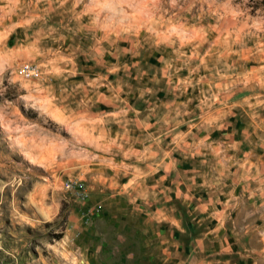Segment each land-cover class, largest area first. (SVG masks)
Segmentation results:
<instances>
[{
	"label": "rangeland",
	"instance_id": "obj_1",
	"mask_svg": "<svg viewBox=\"0 0 264 264\" xmlns=\"http://www.w3.org/2000/svg\"><path fill=\"white\" fill-rule=\"evenodd\" d=\"M0 22V264L167 262L142 248L120 169L98 157L110 145L73 122L88 93L74 84L141 74L130 81L173 104L177 187L207 184V168L210 182L264 184V0H0ZM114 162L125 173L136 160ZM239 195V216L263 226L264 192Z\"/></svg>",
	"mask_w": 264,
	"mask_h": 264
},
{
	"label": "crops",
	"instance_id": "obj_2",
	"mask_svg": "<svg viewBox=\"0 0 264 264\" xmlns=\"http://www.w3.org/2000/svg\"><path fill=\"white\" fill-rule=\"evenodd\" d=\"M90 75L86 72L78 76L85 80ZM70 76L73 75L62 74L61 80ZM104 76L119 83L103 84L96 90L83 83L73 85L88 93L70 107L72 120L76 127L87 129L95 142L110 145L98 157L113 161L120 169L118 183L125 193V205L139 214L142 248L161 251L167 261L162 264H264V225L250 224L239 216L241 201L249 200L240 197V190L264 192V184L210 182V170L215 169L207 168V184L199 187L185 182L177 187L175 106L172 104L171 110L169 105L161 108L148 84L137 88L130 81L141 74L120 72ZM124 142L128 150L121 153L119 145ZM121 159L136 162L123 173L120 164L114 162ZM232 172L234 169L228 173ZM176 205L183 212H176ZM161 219L167 225L166 231L159 230ZM187 219H191V224ZM176 224L181 229L179 233L175 231Z\"/></svg>",
	"mask_w": 264,
	"mask_h": 264
},
{
	"label": "built area",
	"instance_id": "obj_3",
	"mask_svg": "<svg viewBox=\"0 0 264 264\" xmlns=\"http://www.w3.org/2000/svg\"><path fill=\"white\" fill-rule=\"evenodd\" d=\"M21 73L24 76V78L29 79V80H36L40 77V72L37 68V66L33 64H25L21 68ZM66 189H81L82 185L78 183L76 180L75 181H68L66 183Z\"/></svg>",
	"mask_w": 264,
	"mask_h": 264
},
{
	"label": "bare ground",
	"instance_id": "obj_4",
	"mask_svg": "<svg viewBox=\"0 0 264 264\" xmlns=\"http://www.w3.org/2000/svg\"><path fill=\"white\" fill-rule=\"evenodd\" d=\"M1 23V22H0ZM3 52V51H2ZM3 55V54H2ZM1 56V55H0ZM5 56V55H4ZM3 57V56H2Z\"/></svg>",
	"mask_w": 264,
	"mask_h": 264
}]
</instances>
